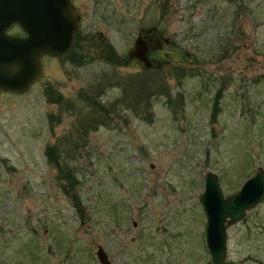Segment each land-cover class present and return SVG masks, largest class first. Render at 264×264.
Segmentation results:
<instances>
[{"label":"rangeland","instance_id":"1","mask_svg":"<svg viewBox=\"0 0 264 264\" xmlns=\"http://www.w3.org/2000/svg\"><path fill=\"white\" fill-rule=\"evenodd\" d=\"M71 2L68 50L0 92V264H99L97 246L110 264H211L203 175L226 195L264 172V0ZM148 26L168 63L141 71L126 51ZM226 234L225 264H264V198Z\"/></svg>","mask_w":264,"mask_h":264},{"label":"water","instance_id":"2","mask_svg":"<svg viewBox=\"0 0 264 264\" xmlns=\"http://www.w3.org/2000/svg\"><path fill=\"white\" fill-rule=\"evenodd\" d=\"M79 12L71 0H0V92L22 93L39 77L41 57H61L79 27ZM16 27L20 35L9 34ZM169 40L155 26L139 27L126 51L141 71L159 70L168 62L149 56ZM204 215V244L211 264H225L226 229L264 198V172L260 166L238 188L223 195L218 176L203 175L197 196ZM99 264H110L97 246Z\"/></svg>","mask_w":264,"mask_h":264},{"label":"trees","instance_id":"3","mask_svg":"<svg viewBox=\"0 0 264 264\" xmlns=\"http://www.w3.org/2000/svg\"><path fill=\"white\" fill-rule=\"evenodd\" d=\"M77 35V32L74 33L73 39ZM127 59V57H126ZM126 61V60H125ZM129 62V60L127 59ZM218 95V94H216ZM44 154L48 160V162L52 165H54L59 172V176L57 177V180L59 182L60 190L67 194L69 193L70 190H75L77 180L75 177V174L72 169L67 168V166H64L61 164V162L58 160L57 152L55 150L54 145H46L44 149ZM74 188V189H73ZM73 201H75L76 206L79 204V201H77L78 198L75 197V195L72 196L71 198ZM74 204V205H75ZM77 208V207H76ZM80 217L82 216L79 214ZM81 219V218H80Z\"/></svg>","mask_w":264,"mask_h":264},{"label":"flooded vegetation","instance_id":"4","mask_svg":"<svg viewBox=\"0 0 264 264\" xmlns=\"http://www.w3.org/2000/svg\"><path fill=\"white\" fill-rule=\"evenodd\" d=\"M153 52H155V51H151V52L149 53V56H150V57H152ZM152 58H154V57H152ZM156 59H157V58H156Z\"/></svg>","mask_w":264,"mask_h":264}]
</instances>
